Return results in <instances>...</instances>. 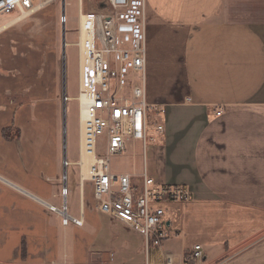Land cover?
<instances>
[{
    "label": "crops",
    "instance_id": "0c3cea01",
    "mask_svg": "<svg viewBox=\"0 0 264 264\" xmlns=\"http://www.w3.org/2000/svg\"><path fill=\"white\" fill-rule=\"evenodd\" d=\"M30 1L25 18L54 0ZM93 1L84 11L77 0V15L96 12ZM144 12L145 96L165 107L164 132L145 156L128 142L120 155L132 150V165L110 169L135 183L145 169L193 198L163 203L168 237L149 256L140 234L92 218L91 184L72 173L67 212L83 223L62 224L48 207L62 202L60 110L52 96L19 101L0 76V264H264V0H145Z\"/></svg>",
    "mask_w": 264,
    "mask_h": 264
},
{
    "label": "built area",
    "instance_id": "2783aa9c",
    "mask_svg": "<svg viewBox=\"0 0 264 264\" xmlns=\"http://www.w3.org/2000/svg\"><path fill=\"white\" fill-rule=\"evenodd\" d=\"M145 0H103L100 11L77 15V94L79 122V182L91 184L95 208L111 219L140 234L147 256L160 248L168 237V220L163 203L190 201L192 191L180 184H157L146 174L140 182L133 174H115L110 158L126 150V144L138 141L145 156L147 145L164 132L161 118L165 107L147 102L144 88L146 62ZM35 7L30 0H0V15L23 11L29 15ZM64 25V12L59 16ZM65 44V42H64ZM69 97L64 94L63 102ZM220 110L216 114H220ZM103 146L97 144L98 138ZM82 154L89 160L87 177L81 175ZM63 159V165H68ZM65 175L62 176V202L48 205L62 224L82 225V219L67 212ZM202 256L194 246L192 258ZM170 255L164 264H172ZM144 264L153 263L146 260Z\"/></svg>",
    "mask_w": 264,
    "mask_h": 264
},
{
    "label": "rangeland",
    "instance_id": "374dc122",
    "mask_svg": "<svg viewBox=\"0 0 264 264\" xmlns=\"http://www.w3.org/2000/svg\"><path fill=\"white\" fill-rule=\"evenodd\" d=\"M65 1L69 3L65 5L67 21L64 25L58 17L62 10V0H54L13 26L11 29L15 31L0 33V76L6 79L10 86L18 88L20 95L26 94L19 95L18 100L21 102H29L31 99L38 101L49 96L54 98V105L57 103L60 110L62 159L69 161V164L64 166L62 175L67 177L72 173L78 180L79 167L75 162L79 159V122L78 105L74 99L78 82L75 45L77 0ZM88 1L83 0L84 11ZM101 4L103 0H94L92 6L98 11ZM16 13L17 11H13L1 16L9 19ZM63 93L69 97L64 104V113ZM48 103L49 100L46 108L49 107ZM97 144L99 147L103 146L100 137ZM131 156L132 150L129 156L113 155L110 165L115 170L126 169L132 165ZM141 167V159L137 157V169L140 171ZM92 218L103 220L108 219V216L97 211L92 214Z\"/></svg>",
    "mask_w": 264,
    "mask_h": 264
},
{
    "label": "bare ground",
    "instance_id": "6f19581e",
    "mask_svg": "<svg viewBox=\"0 0 264 264\" xmlns=\"http://www.w3.org/2000/svg\"><path fill=\"white\" fill-rule=\"evenodd\" d=\"M42 6V4H39L38 6H37V8L38 7H41ZM19 15H21L20 17H19ZM27 16V12H25V11H23L22 13H20V14H17V16L16 17H14V18H11L10 20H8L7 22H5L1 27H0V30L1 29H5V28H7V27H9V26H11V25H13V24H15L17 21L16 20H19V19H21L22 17H26ZM18 17V18H17ZM17 18V19H16ZM23 19V18H22ZM88 164H89V160L84 156V154H82V163H81V175H82V177L83 178H86L87 177V166H88Z\"/></svg>",
    "mask_w": 264,
    "mask_h": 264
},
{
    "label": "water",
    "instance_id": "95a60500",
    "mask_svg": "<svg viewBox=\"0 0 264 264\" xmlns=\"http://www.w3.org/2000/svg\"><path fill=\"white\" fill-rule=\"evenodd\" d=\"M64 45H65V44L63 43V46H64ZM63 96H64V93H63ZM62 103H63V113H64V106H65L64 104H65V103H64L63 101H62Z\"/></svg>",
    "mask_w": 264,
    "mask_h": 264
}]
</instances>
